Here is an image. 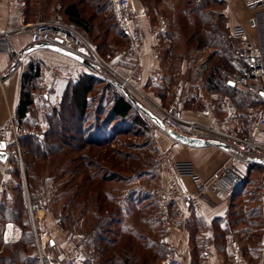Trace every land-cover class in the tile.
Returning a JSON list of instances; mask_svg holds the SVG:
<instances>
[{
    "label": "trees",
    "instance_id": "trees-1",
    "mask_svg": "<svg viewBox=\"0 0 264 264\" xmlns=\"http://www.w3.org/2000/svg\"><path fill=\"white\" fill-rule=\"evenodd\" d=\"M39 1V7L34 9V13H37L40 21H47L51 12L58 10L64 17L65 23L84 33H90L91 25L83 17L80 2H91V0ZM148 1L141 0V3L145 5ZM159 1L153 2L157 6L153 10L154 17L162 14L158 9ZM91 6L97 16L104 15L107 10L108 20L126 43L127 38L117 28L114 17L108 9L107 0H92ZM223 8L224 4L219 0H203L200 3L195 0H181L178 17L173 20L171 32L164 40L166 47L162 53V66L165 79L163 84L156 86V96L162 102L172 92L173 83L176 82L178 75V64L185 59V56L190 52L202 53L210 50L205 57L195 58L202 59L195 72L196 80L201 84L202 89L210 95L227 96L240 111L260 103L255 95L240 89L232 81L234 71L230 62L238 56L240 48L230 36L227 18L221 13ZM92 17L93 15L89 16L91 19ZM104 43L105 41L97 43L96 52L105 55L113 51L112 44L106 46ZM93 64L94 69L87 68L94 74L81 73L70 80L61 100L53 105L38 99L42 64L34 59H29L26 64V69L21 75L19 102L15 111L17 127L23 129L35 122L47 124V129L41 137L24 135L20 138L23 175L25 173V185L31 200L29 202L33 203L32 205H41V197L36 193L34 184L41 182L40 172L46 167L49 176L52 175L49 169L56 172L62 169L61 176L66 172L70 173V179L62 183L57 191L58 195L64 192L63 197L56 195L53 201L57 209L59 227L71 233L83 234L86 239L87 254L92 250L91 258L97 256L95 264H151L157 258H165L169 254L161 243L147 241L144 253L136 259L133 254V244L129 238L126 239L129 236H125L117 227L120 223L119 211H110L107 201H104L105 197L102 200L97 198L93 212L89 211L88 197L93 189L89 169H95L97 162L93 161L86 148L88 149L90 145L98 147L101 142L111 143L114 137L113 130L127 132V129L131 128L138 130L154 126L153 122L124 95L117 86L119 84L112 78L105 77L100 66ZM186 103L187 100L185 106ZM103 131L110 132V137L102 135ZM66 163H68L67 168ZM10 176L11 191L15 198L3 196L0 200V264H40L28 208L24 201H21L22 173L17 163H13ZM59 178L61 177L57 178L56 175L54 180L57 181ZM103 180L110 181V178L103 176ZM241 188L242 186L236 188L232 196H238ZM152 204L157 211L156 202L152 201ZM76 207L79 209L74 213ZM193 210L192 208L191 213L194 212ZM191 215L193 219L188 229L193 247L192 264H202L200 260L202 244L206 238L196 237V233L204 228V225L199 218H194V213ZM156 216L159 217L158 214ZM9 223L21 230V238L17 243L3 245L2 232ZM213 224L216 244L224 252L227 235L239 224L253 226L260 232L261 210L259 205H255L247 208L243 213L232 211L226 223L217 219ZM157 234L161 235V229ZM250 239H258V236L253 235ZM43 264L48 263L43 259ZM84 264L93 263L87 260Z\"/></svg>",
    "mask_w": 264,
    "mask_h": 264
},
{
    "label": "built area",
    "instance_id": "built-area-1",
    "mask_svg": "<svg viewBox=\"0 0 264 264\" xmlns=\"http://www.w3.org/2000/svg\"><path fill=\"white\" fill-rule=\"evenodd\" d=\"M195 1L200 3L203 0ZM219 1L226 6L231 2V0ZM241 1L250 11L264 4V0ZM11 2L18 11L19 19L24 20L27 0H11ZM107 4L117 28L127 38L125 46L115 53L119 63L129 66L126 74L105 64L93 49L91 52L94 58L79 54L76 48L79 49L80 42L77 40L75 30L60 20L24 24L14 31L0 34V51L10 53L9 38L20 34L29 35L32 46L41 43L58 45L79 54L91 63L107 68L122 88L127 89L138 102H143L158 114L159 126L164 128V133L174 132L188 138L215 140L229 147L228 150H219L225 158L207 177H202L198 173L193 162L178 160L172 151H164L154 160L153 165L162 180L155 185L153 196L163 215L167 236L170 237L175 232H180L186 224L190 207L199 209V201L208 189L215 188L222 192L233 189L230 176L237 172L238 164L253 161L264 165V142L258 137L259 131L264 130V47H258L241 25H235L230 29V36L240 48L238 56L230 62L234 71L232 81L245 92L255 95L260 100L259 104L240 111L234 103L225 99L221 103L218 115L217 103L212 99L204 98L200 111V116L204 120L187 119L184 117L181 104L172 102L164 107L144 90L147 82L155 85L164 82V74L159 65L162 62L164 38L169 30L168 20L159 18L153 21L149 8L140 4V0H107ZM144 23H147L146 27ZM148 40L149 54L157 64L153 68L144 64L145 44ZM18 57L23 59L24 54H19ZM70 79L69 73L42 65L40 86L43 95L51 97L53 101H59L57 87L53 86L52 82H69ZM42 133L43 131L37 127L18 128L15 113H8L6 120L0 124V144L4 146L2 152L5 156L3 161L0 159V200L5 193L11 191L10 171L13 163L19 165L23 175L20 138L24 135L41 137ZM260 196L264 199V188L260 191ZM27 208L35 231L37 257L39 263L43 264V259L48 258L51 253L41 246L37 238L35 220L39 209L29 202ZM32 211L35 213L33 214ZM170 212H174L173 218H168ZM13 240V235L10 234L5 244L12 243ZM202 258L204 264H261V261L248 260L236 244H233L229 258L224 259L217 244L209 237L202 244ZM66 264L80 263L68 258ZM162 264H181L179 251L173 248Z\"/></svg>",
    "mask_w": 264,
    "mask_h": 264
},
{
    "label": "crops",
    "instance_id": "crops-1",
    "mask_svg": "<svg viewBox=\"0 0 264 264\" xmlns=\"http://www.w3.org/2000/svg\"><path fill=\"white\" fill-rule=\"evenodd\" d=\"M39 2V0H27L25 18L21 21L18 11L11 0H0V34L14 31L24 24L40 22L37 13H34V9L39 7ZM221 13L227 18V26L229 29L235 25H241L258 47H264V4L250 11L244 7L241 0H231L228 6L224 5ZM146 25L147 23H144L145 27ZM30 40V36L27 34L13 35L9 38L11 52L6 53L0 51V124L6 120L8 113H15L17 109L21 75L24 73L29 59L37 60L45 67H54L65 73H69L71 75L70 80L75 79L81 73L89 75L94 74L87 66L53 50L43 48H34L30 50L32 47ZM145 50L146 56L144 58V64L151 68L156 67L157 64L149 54V40L146 41ZM76 51L82 54L78 48H76ZM19 54H24V58L19 59ZM116 66L123 74L128 72L129 66L119 62ZM68 83L69 82L62 81L58 83H55V81L52 82L53 86L55 85L57 87L60 97L59 101L65 93ZM190 86L191 87H187L188 90L186 95L188 103H186V106L184 101V104L181 103L184 117L187 119L204 120V118L200 116V111L202 109L200 102L204 98L212 99L217 103L219 107L217 111L218 115L220 114L223 100L229 99L227 96H220L219 94H207L198 81ZM153 89L156 90V87L144 86L145 92L152 99L161 101V99L156 96V93L153 92ZM38 99L39 101L51 105L59 102L53 101L51 97L43 95L41 87L38 92ZM32 127H38L45 132L47 124L44 122H35L32 124L31 128ZM25 128H29V126L23 129ZM258 137L264 142V130L259 131ZM162 138L164 149L172 150L178 160L193 162L198 173L202 177L209 176L225 158V155L219 151V148L192 147L178 141H171V139L165 136ZM236 168L237 172L232 173L230 176L233 184V191L223 194L215 188L208 189L199 201V209L190 207L186 224L182 227L180 232H175L174 235L168 237L163 216L160 217L159 222L163 227V231H161V244L163 246V244L167 243L164 241V238H166L168 239V243H172V246L178 248L181 264H192L191 251L193 247L189 239L190 231L188 229L193 219L191 214L194 213V218H199L204 225V228H201L196 233V237H209L216 243L213 224L215 220L221 219L226 223L232 211H240L243 213L247 208H251L255 205H259L261 210L262 227L260 232L253 226L250 227L246 224H239L227 235L225 251L222 252L220 249L219 251L224 259H228L232 252L233 244H236L242 249L248 260L252 262L261 261V264H264V199L260 196V191L264 188V165L254 163L253 161H247L238 164ZM240 186H242V188L238 196H232L234 190ZM192 208L194 212L191 213ZM171 217H174L173 214ZM148 219H150V216H148ZM35 221L37 222L38 228H40L39 241L41 246L45 249L48 247V251H50L54 257L49 260V264H61V260L65 256V250L70 248V239L77 237V234L61 231L57 227L54 217L44 209L36 212ZM10 234L13 235L14 240L12 243L8 244L17 243L21 238V230L18 227L11 223L6 224L2 232L3 245ZM69 234H71L72 237H69ZM253 235H257L258 239H250ZM78 236L80 237V247H86V239L83 234L80 233ZM82 259L80 254V263ZM200 260L202 264H204L202 255Z\"/></svg>",
    "mask_w": 264,
    "mask_h": 264
},
{
    "label": "rangeland",
    "instance_id": "rangeland-1",
    "mask_svg": "<svg viewBox=\"0 0 264 264\" xmlns=\"http://www.w3.org/2000/svg\"><path fill=\"white\" fill-rule=\"evenodd\" d=\"M154 1L155 0H149L144 6L148 7L150 12H152L151 16L153 21H156L159 18H165L168 20L169 30L168 34L165 36L166 38L171 32L173 20L178 17V9L181 5V0H160V5H158V9L159 12H161L162 14L157 15L155 17L153 16V10L154 7L157 6L156 4H153ZM91 2H80V9L82 10L83 17L87 19L91 25L90 33L88 34L65 23L64 17L58 10H56L55 12L50 11L51 14L48 20L40 22H51L55 20H60L64 24L72 27L77 34V40L80 42L79 49H81V53L89 58H94L91 49L96 52L95 46L97 45V43H102V41H105L104 44L106 46L112 44L113 51L107 52L105 55L99 52L96 53L105 64L111 66L112 68L120 72V70L116 66L118 61L115 58V53L125 46V41L121 39L118 34V31L115 29V27H113L112 22L108 20L109 14L107 10L105 11L104 15L101 14L97 16L94 13L95 11L94 8H92L91 6ZM140 4H142L141 0ZM90 15H93L92 19L89 18ZM165 38L164 40H166ZM164 47H166V45L164 46L163 42L162 53L163 49H165ZM209 53L210 50H206L202 53L200 51L196 53L190 52L189 55L185 56V59L178 64V75L176 82L173 83L174 86L172 92L169 94V96L164 102L157 100L155 101L164 107L169 106L172 102H177L179 104L183 103V101L185 102L188 90L187 87H191V84L197 82L195 72H197L196 69L202 62V59L195 58H203ZM162 63L163 54L162 62L160 63L159 68L162 70L165 77V72ZM100 68L105 77H109L110 79L112 78L114 82L118 83L115 76H113V74H111L109 70H107V68L103 66H101ZM145 86L156 87V85L151 82H147ZM153 92L156 93V90L153 89ZM202 101L203 100H201L200 102L201 105ZM139 104L158 119V114L153 109L149 108L143 102L139 101ZM150 120L153 122L154 126L151 125L148 129L139 128L138 130H136V128H131L127 129V132L113 130L112 135L114 137L111 143L101 142V145L98 147L90 145L88 149L86 148V150L90 152L93 161L95 160L97 162V167L95 169H89V173L92 176L93 184V189L88 197L90 201L89 211L93 212L95 208V201H97V198H100V200H102L103 197L106 198V200L104 201H107V207L110 211H119L120 223L117 227L122 233L125 234V236H129L126 237V239L129 238L130 242L133 244V254L136 259L144 253L147 241L152 240L161 243L162 237L161 235L158 236L157 231L159 229L163 231V227L159 222L160 217L163 215L161 214L158 203L156 202L153 196V190L155 185L160 182L162 178L155 170L153 162L160 153L164 151H172L170 149H164V142L161 140L162 137L165 136L168 139H171V141H176L174 138L164 133V131L160 128L159 125H157V123H155V121H153L152 119ZM31 126L32 125H30L29 128H31ZM109 134L110 132H102V135H104L105 137H110ZM65 165L67 168L68 163H66ZM47 170L48 168L46 167L43 171L40 172L41 182L34 184L35 189H37L36 193H39L41 197V205H35L38 207L39 210L44 209L46 212H49L54 217V221L57 227L61 231L67 233L69 232L68 230H62L58 225V217L56 214L57 209H55L53 201L55 200L56 195H58V189L61 187L62 183H65L70 179L71 174L66 172L64 175L61 176L62 169H59V173L49 169L50 172L52 171V175L49 176V172ZM56 175L57 178L61 177L57 181L54 180L56 178ZM103 176H108V179L110 178V181L103 180ZM25 183L26 182L24 173V175H22L23 197L21 201H24V204L27 206L28 202L31 200ZM216 190L223 194H227L232 191L231 190L229 192H222L218 189ZM63 193H60L57 197L62 198ZM4 198L14 199L15 195H13L12 191H10V193L4 194ZM152 201L156 202L158 208L157 211L154 210ZM145 204L147 205L146 208L142 209L144 208L143 206H145ZM78 209L79 208L76 207L74 209V213H77ZM32 213L34 214L35 211H32ZM157 214L159 215V217L156 216ZM172 214L174 216V212H170L168 218H172ZM148 216H150V219H148ZM35 228L37 238H39L40 228H38L36 221ZM74 233L77 234V237L70 239V248L65 250V256L61 260V264H65L68 258H72L73 260L80 263V254L81 258H83L80 264H84V262L87 260L95 264L97 256L94 255L93 258H91V255H93V251L90 250L87 254V248L80 247V237L78 236V234L80 233ZM71 234H69V237H72ZM33 236L35 242L34 230ZM164 241L167 242L168 239L164 238ZM163 247L167 249L169 253L173 248L178 250V248L172 246V243L163 244ZM46 250L48 251V247H46ZM166 257L157 258L151 264H161L166 259ZM52 258L54 257L51 253L50 256L48 258H45L44 260L49 264V260H51Z\"/></svg>",
    "mask_w": 264,
    "mask_h": 264
},
{
    "label": "water",
    "instance_id": "water-1",
    "mask_svg": "<svg viewBox=\"0 0 264 264\" xmlns=\"http://www.w3.org/2000/svg\"><path fill=\"white\" fill-rule=\"evenodd\" d=\"M34 48H43V49H49V50H53L55 52H58L62 55H65L79 63H81L82 65H85L91 69H94V64L91 63L90 61L86 60L85 58H83L82 56H80L79 54H76L72 51L69 50H65L63 48H61L58 45H54V44H49V43H41V44H37V45H33L30 50L34 49ZM124 93V95L131 101V103L138 108L144 115H146L147 117H149L150 119H152L153 121H155V123H157V125H159V120L152 115L148 110H146L145 108H143L139 102L137 100H135V98L124 88H122L120 85H117ZM161 129L163 131L164 128L161 127ZM167 135H169L170 137L174 138L176 141L192 146V147H215V148H219L222 150H228L229 147L223 143H220L218 141L215 140H202V139H194V138H188L182 135H179L177 133L174 132H167ZM4 146L1 143L0 144V159L3 161L5 156L4 153L2 152Z\"/></svg>",
    "mask_w": 264,
    "mask_h": 264
}]
</instances>
